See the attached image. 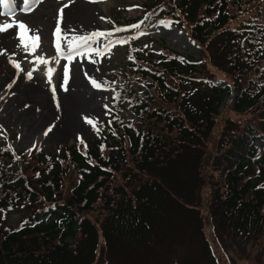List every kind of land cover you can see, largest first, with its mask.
<instances>
[{
	"label": "trees",
	"instance_id": "16d2710c",
	"mask_svg": "<svg viewBox=\"0 0 264 264\" xmlns=\"http://www.w3.org/2000/svg\"><path fill=\"white\" fill-rule=\"evenodd\" d=\"M136 9L146 28L160 18L185 31L201 56L122 39L127 68L90 139L53 155L0 149V264H96L98 252L107 264H190L184 248L208 264L202 211L220 236L264 252V0ZM12 211L23 214L9 224Z\"/></svg>",
	"mask_w": 264,
	"mask_h": 264
},
{
	"label": "rangeland",
	"instance_id": "374dc122",
	"mask_svg": "<svg viewBox=\"0 0 264 264\" xmlns=\"http://www.w3.org/2000/svg\"><path fill=\"white\" fill-rule=\"evenodd\" d=\"M75 2V0H41L30 12H22L20 11L22 0H15V14L0 16V25L10 24L13 26L0 33V50H4L3 54H0V74L3 77L0 84V149L7 148L14 157H28L33 148L44 154H57L59 146L81 144L92 137V133L110 110V95L120 84L117 73L127 68L122 39L137 36L138 43L145 46V51L154 55L159 53V43H161L176 52L190 55L196 60L201 56L200 50L189 40L185 31L171 26L162 19L156 18L157 20L155 19L146 28L144 26L145 19L138 16L136 9L144 0H95V2L86 0L85 2L88 3L92 11L89 18L91 32L81 31L69 35V32H65L66 26L63 25L62 18L60 35L63 39L58 40L53 33L59 10L65 9V5L69 6ZM252 14V11L248 13V15ZM20 23L31 29L29 35L35 34L40 37V46L33 55H27L18 47V28L16 26ZM136 25L139 27H134ZM117 29H121V31H117ZM92 33L104 35L93 38V42L87 46L92 50L91 52H87L86 48H81V54L77 57H81L79 60H87L86 58L92 60L93 74L99 78L98 84L101 90L94 88L97 112L91 118L92 124L85 121L82 128L76 131L69 123L67 116L70 113H68L69 109L65 106V102L69 95L75 91L71 66L77 58L73 54L72 62V59L69 61L64 57H57L56 44H60L63 52L66 51L68 45L78 42L74 38L87 37ZM209 51L210 53L214 52V47H209ZM97 52L100 54L97 55ZM202 53L204 60L207 61L205 53ZM13 54L15 55L13 56ZM36 57H43L48 63L37 62ZM10 60L18 63L20 69H16L9 62ZM66 64L70 71L66 90H64L61 88V84L63 83V66ZM206 64L209 75L219 78L221 71L208 62ZM48 69H53L50 75L51 82H49V76L46 75ZM29 72L32 73L31 79L26 78ZM53 89H55V100L53 99ZM231 100L232 96L225 97L220 109L229 110ZM122 116L126 121L136 120L130 110H125ZM39 120L41 123H38ZM46 131L47 134H45ZM60 131L63 133L58 136ZM210 161L211 157L209 156V162L207 160L202 173L209 171ZM200 198L205 205L208 200V190H203ZM202 212V216L205 218L203 230L209 243V257L211 258L206 260L208 264H264L263 250L241 240L220 236L206 219L207 213ZM22 214L23 212H10L7 222L9 224L16 223ZM183 251L190 258V264L198 260V250H195V254L193 253L191 256L187 248H184ZM185 260L189 259L185 258ZM118 262L127 264L124 260ZM96 264H107L103 258L99 257V252Z\"/></svg>",
	"mask_w": 264,
	"mask_h": 264
},
{
	"label": "bare ground",
	"instance_id": "6f19581e",
	"mask_svg": "<svg viewBox=\"0 0 264 264\" xmlns=\"http://www.w3.org/2000/svg\"><path fill=\"white\" fill-rule=\"evenodd\" d=\"M75 1V3L69 5L64 9L65 11L63 13V25L66 26L65 32H69V35L73 33H79L81 31L90 33L91 25L89 23V18L91 17L92 13L91 8L88 6V3L85 2L86 0ZM76 58L78 60L74 58L76 61L73 63V66H71L73 74L72 77L74 78L73 87H75V91L74 93H71L69 97L67 96L68 99L65 102V106L69 109L68 113H70V115H68L67 117H69L68 120L71 127L73 128V130L78 131L82 128L84 122L87 119H91L97 112V105L94 101L95 87H93L91 81L94 80L98 83L99 78H97L93 74V62L90 58L88 59L85 57L87 60L83 58V60H79V58L81 57H77V55ZM2 79L3 77L0 74V84L2 82ZM68 120H66L67 123ZM38 123H41L40 120L38 121ZM61 133H63V131H60L58 133V136L62 135Z\"/></svg>",
	"mask_w": 264,
	"mask_h": 264
},
{
	"label": "snow or ice",
	"instance_id": "6c2138e0",
	"mask_svg": "<svg viewBox=\"0 0 264 264\" xmlns=\"http://www.w3.org/2000/svg\"><path fill=\"white\" fill-rule=\"evenodd\" d=\"M41 2V0H22V5L20 7V11L22 12H30L37 3ZM92 2H95V0H92ZM68 5H65L64 7H67ZM15 0H0V16H11L15 14ZM63 13H64V9L61 8L59 10L58 13V19L56 22V28L55 31L53 33L54 37H57L58 40L63 39V37L60 35L61 34V19L63 18ZM11 27H13L10 24H4V25H0V33L5 32L6 30L10 29ZM18 28L17 31V39L19 41V45L18 47H20L27 55H33L35 54V52L37 51V49L40 46V37L38 35H29L28 33L31 32V29H29L25 24L20 23L19 25L16 26ZM134 27H139V25H136ZM117 31H121V29H117ZM102 33H92L91 35L87 36V37H76L74 38L76 41H78L75 44H70L68 45V47L66 48V51L61 50V46L59 43L56 44V53H57V57H64L66 59H68L69 61L72 59L73 54L75 55H80V49L81 48H86L87 52H91L92 50L90 48H88L87 46L93 42V38L94 37H101ZM107 47V46H106ZM4 50H0V54H3ZM97 55H99L100 53L97 52ZM15 54H13L14 56ZM37 62L43 63V64H47L48 61L46 59H44L43 57H36ZM10 63L13 64V66L16 69H20V65L18 63H16L14 60H10ZM53 69H48L46 75L49 76V82L50 81V75L52 73ZM69 67L68 65H64L63 66V83L61 84V88L66 90V85L67 82L69 80ZM27 79H31L32 78V73L29 72L27 74ZM93 87L97 88V90H101L100 89V85L96 82V81H91ZM53 99L55 100V89H53ZM87 123L92 124V120L91 119H87L86 120ZM51 130V129H49ZM45 134H47V131L45 132Z\"/></svg>",
	"mask_w": 264,
	"mask_h": 264
}]
</instances>
